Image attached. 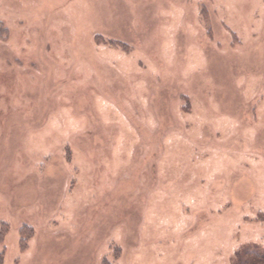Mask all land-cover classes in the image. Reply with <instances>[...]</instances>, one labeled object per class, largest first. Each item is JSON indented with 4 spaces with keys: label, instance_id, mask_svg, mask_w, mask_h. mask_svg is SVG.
<instances>
[{
    "label": "rangeland",
    "instance_id": "1",
    "mask_svg": "<svg viewBox=\"0 0 264 264\" xmlns=\"http://www.w3.org/2000/svg\"><path fill=\"white\" fill-rule=\"evenodd\" d=\"M253 246L264 0H0V264Z\"/></svg>",
    "mask_w": 264,
    "mask_h": 264
},
{
    "label": "trees",
    "instance_id": "2",
    "mask_svg": "<svg viewBox=\"0 0 264 264\" xmlns=\"http://www.w3.org/2000/svg\"><path fill=\"white\" fill-rule=\"evenodd\" d=\"M234 264H264V251L253 246L237 253Z\"/></svg>",
    "mask_w": 264,
    "mask_h": 264
}]
</instances>
